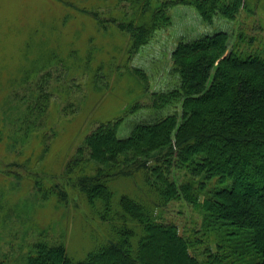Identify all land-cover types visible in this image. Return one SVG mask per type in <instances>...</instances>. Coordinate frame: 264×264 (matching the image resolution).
<instances>
[{
  "label": "trees",
  "instance_id": "obj_1",
  "mask_svg": "<svg viewBox=\"0 0 264 264\" xmlns=\"http://www.w3.org/2000/svg\"><path fill=\"white\" fill-rule=\"evenodd\" d=\"M143 2L120 25L131 40L129 56L163 23L164 6L195 7L204 20L217 13L234 19L240 7L254 11L248 0H170L146 20L143 11L154 7ZM228 39L221 32L178 45L172 59L179 87L149 95L150 108L170 107L173 114L138 124L127 138H119L127 116L145 109L137 103L85 137L63 178L78 192L90 220L68 208L69 193L58 185L36 183L38 201L28 208L48 204L60 211V220L50 227L61 228V239L46 241L45 227L25 264H228L229 259L264 264V57L241 51L239 44L229 52ZM83 63L96 86L106 77L100 71L111 67L102 62L93 69L90 58ZM125 69L138 85L147 80L140 70ZM176 199L201 211L209 241L221 238L203 248L204 262L190 253L189 238L161 221L164 208ZM70 217L69 228L64 218ZM75 227L90 241L80 254L68 248Z\"/></svg>",
  "mask_w": 264,
  "mask_h": 264
},
{
  "label": "rangeland",
  "instance_id": "obj_2",
  "mask_svg": "<svg viewBox=\"0 0 264 264\" xmlns=\"http://www.w3.org/2000/svg\"><path fill=\"white\" fill-rule=\"evenodd\" d=\"M143 1L154 7L143 11L148 20L170 0H0L3 264H25L27 253L45 227H49L43 234L46 241L61 239V228L50 227L55 219L60 220V211L48 204L35 211L28 208L32 200L38 201L37 182L47 187L58 185L69 193L68 208L90 220L78 192L63 178L66 165L78 157L85 137L101 122L116 119L137 103L145 109L127 116L119 138H127L138 124L154 123L174 113L170 107L161 111L150 108L149 95L179 87L172 55L180 43L224 32L229 36V52L239 44L241 51L264 57V0H248L254 11L240 7L234 19L217 13L204 20L195 7L164 6L163 23L146 45L129 56L126 51L131 40L120 25L132 19L136 9L140 11ZM89 58L93 69L111 62V67L100 71V77L102 72L106 77L98 86L85 71L83 62ZM125 67L140 70L147 80L138 85ZM205 196L201 194L202 199ZM161 221L175 225L194 243L190 253L201 262L206 260L203 248L221 240L217 236L208 240L201 211L183 199L171 201ZM72 223L71 217L69 221L64 218L69 228ZM68 239L70 253L80 254L90 246L79 227L70 231ZM211 251L217 252L214 247ZM231 262L229 259L228 264Z\"/></svg>",
  "mask_w": 264,
  "mask_h": 264
}]
</instances>
